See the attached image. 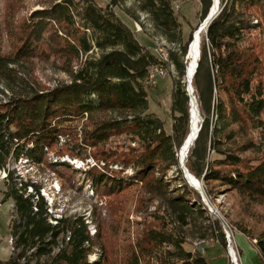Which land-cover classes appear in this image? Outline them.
I'll use <instances>...</instances> for the list:
<instances>
[{
	"label": "trees",
	"instance_id": "16d2710c",
	"mask_svg": "<svg viewBox=\"0 0 264 264\" xmlns=\"http://www.w3.org/2000/svg\"><path fill=\"white\" fill-rule=\"evenodd\" d=\"M138 1L167 41L176 47L181 45L185 60L192 37L182 45L173 7L175 0ZM202 1L205 19L212 0ZM50 3L48 9L36 11L25 22V38L17 55L0 53V81L9 88L22 87L24 81L19 77L21 73L15 74L13 66L21 64L24 58L39 56L45 47L59 53L66 63H78L77 70L69 71L70 84L44 93L32 89L25 96H13L0 104V168L7 173L5 201L11 199L14 203V251L0 264H211L224 255L222 248L227 249V241L221 221L210 217L199 193L187 184L180 168L179 152L191 127L190 98L185 85L175 84L171 108L181 115L185 129L180 133L175 125L169 135L163 122L148 113V90L155 88V92L157 82L147 83L151 68L169 66V60L161 61L141 45L110 5L103 7L97 0ZM2 4L0 0V21ZM116 6L114 3L113 7ZM94 48L103 54L81 62V57ZM170 61L184 79L186 66L174 51L170 52ZM198 64L192 86L203 122L186 158V167L205 184L223 183L249 201L264 205V0H220V13L201 39ZM83 120L82 145L96 149L113 136L128 135L140 149L76 154L75 149L81 146L70 142L79 134H73L75 129L71 126ZM251 133L259 134L260 139H246ZM239 135L244 141L237 145ZM62 138L66 141L59 148ZM234 144L237 149H233ZM55 149L60 151L54 152ZM212 152L222 158H210L205 165L207 153ZM52 153L103 162L105 165L96 163L87 171L99 193L122 191L151 177L155 178L151 186L158 193L164 184L156 174L176 167L184 193L171 199L175 226L147 224L131 244L118 247L107 244L100 237L101 231L92 235L88 217L56 219L41 195V188L5 167L14 156L16 161L26 158L33 165L44 164ZM247 153L252 156L246 157ZM112 164L121 169H110ZM52 167L57 172L59 167L73 172L65 163ZM128 168L133 175L125 180L123 175ZM29 189L33 191L28 192ZM198 220L206 223V235L214 238L218 233L216 239L222 248L212 249L210 257L198 250L184 249L186 237L179 229L196 227ZM256 240L263 259L264 237ZM97 250L98 258L92 261Z\"/></svg>",
	"mask_w": 264,
	"mask_h": 264
},
{
	"label": "rangeland",
	"instance_id": "374dc122",
	"mask_svg": "<svg viewBox=\"0 0 264 264\" xmlns=\"http://www.w3.org/2000/svg\"><path fill=\"white\" fill-rule=\"evenodd\" d=\"M50 2L51 0H3L0 21V53L2 55H17L19 49L23 46L22 42L25 38V22L36 11L48 9L51 6ZM97 2L103 7L110 5V8L114 10L122 22L133 30L141 45L149 49L157 57H159L157 52L159 47V51L165 54V61L169 60L167 75L156 81V91L153 92L155 88L148 90V113L163 122L167 134H172L175 125L178 126L180 133H182L185 129V123L184 121H180V114L172 112V91L177 82L187 87V79L182 78L175 64L170 61V52L174 51L177 59L181 63L183 62L186 68L189 67L187 56L191 42L194 39L193 36L204 25L203 1L175 0L173 4L175 15L180 24L179 33L182 38V45L188 43L190 37H192V41L188 45V54L185 60H182L181 45L176 47V45L170 44L167 41V38L162 34V30L158 29L152 20H150L147 13L141 10V2L138 0H97ZM114 3H117L116 7H113ZM219 13L220 11H218L217 16ZM137 22L143 24H137ZM136 28H140L142 32H137ZM206 30L202 31L201 39L203 35H206ZM90 33L88 32V35ZM102 54V51L94 48L87 56L81 57V62H85L89 57L98 59ZM68 63L60 57L59 53H53L47 47L41 50V54L37 57L22 59L21 64L13 66L17 70L15 74L21 73L19 77L24 80L22 87L14 86L9 88L7 84L0 81V104L7 103L13 96H25L32 89L44 93L70 84L72 78L69 71L77 70L78 63ZM206 98H209L208 91L206 92ZM102 117L104 118L105 116L102 115ZM210 119L211 123L215 121L213 113L210 114ZM202 122L203 117L200 116L198 122L199 130ZM84 123L85 120L80 123H74L71 126L75 129L73 130V134H79L75 140L70 142L74 144L79 143L81 146V149H75L76 154L88 156L93 151L98 152L103 149H115L119 151L128 150V147L140 149L139 144L134 145L131 137L128 135L113 136L106 144H101L96 149L82 145L83 136L80 134V131L84 127ZM258 138L260 139L259 134L251 133L246 139L255 140ZM65 141V138L60 139L59 148L63 147ZM243 141L242 136L239 135L237 145ZM232 147L233 149H237L236 144ZM59 151V149H55L54 152ZM188 154L189 152L187 156ZM251 156L252 154L250 153L246 154V157ZM210 158L219 159L222 157L214 152L211 154L207 153L205 165H208ZM60 163L68 164L73 168V172L67 168L63 169V167H59L57 172L52 165L55 166ZM96 163L98 162L92 157L81 160L80 158H73L69 154L58 157L52 153L48 155L47 161L44 164L33 165L26 158L16 161L14 156V158L7 160L5 167L11 171H15L17 175H21L25 180H31L41 188V195L50 207L49 211L54 213L56 219L62 216L88 217L91 234L95 235L97 230L101 231L100 237L112 246L116 245L120 247L129 243L131 244L138 234L142 233L143 228L147 224L165 223L167 225L172 224L171 226L173 227L175 226V217L170 206L171 199L184 193V188H181L182 184L179 181L181 177L176 167H173L165 174H156V178L162 180L161 184H164V188L158 193L151 186L155 180L153 177L122 191L99 193L93 187L92 179L87 175V171L94 167ZM98 165L102 166L105 164L100 162ZM110 169L120 170L121 167L112 164L110 165ZM5 173L6 171L0 168V262L7 261L14 251V241L11 235L14 203L11 199L5 201L4 192L7 190V173ZM132 175L133 170L128 168L123 175V179L128 180ZM176 180L177 182H175ZM201 182L207 199H203L201 194L196 191L199 193L210 217L221 221L227 241V249L224 250L218 244L216 239L218 233L214 234L216 236L214 238L209 234L206 235V223L202 220L197 221L198 225L196 224V227L195 225H189L179 229V231L184 232V236L186 237L184 249L188 252L198 250L202 255L210 257L212 249H216L217 247L220 249L221 247L229 262L225 258H219L213 261L214 264H233L229 257V243L226 233L228 231L231 234L232 246L237 252L240 262V250L237 248L235 236L242 234L249 243L256 247V238L264 237V205L249 201L223 183L212 181L209 184H205L203 181ZM187 184L193 188L188 182ZM32 191V189L28 190V192ZM207 191H211L210 196L207 195ZM204 236L207 238L203 239L202 237ZM99 252V250L95 252L96 254L91 258L92 261L97 260ZM263 259L261 258L260 264L263 262Z\"/></svg>",
	"mask_w": 264,
	"mask_h": 264
},
{
	"label": "water",
	"instance_id": "95a60500",
	"mask_svg": "<svg viewBox=\"0 0 264 264\" xmlns=\"http://www.w3.org/2000/svg\"><path fill=\"white\" fill-rule=\"evenodd\" d=\"M212 1L214 2V0H212ZM212 5H213V4H212ZM211 7H213V6H211ZM211 10H212V8H210V10H209L210 13H211ZM218 11H220V0H217V8H216L215 13H214L213 15H210L209 12H208L207 17H206L205 20H204L205 25H204L203 28H202L203 30L208 28V26L210 25V23H211V22L215 19V17L217 16ZM202 29H201V30H202ZM199 30H200V29H199ZM199 32H200V31H199ZM193 38H195V35L193 36ZM199 51H200V42H199ZM188 56H189V54H188ZM188 56H187V58H188ZM198 66H199V64H198V62H197V63H196V68H195V73H194L193 77L190 79V81L187 82L186 92H187V94H188V96H189V98H190V106H191L190 114H191V112H192V108H193V106L195 105V107H196V109H197V111H198V115L200 116V113H199V110H198V103H197V100H196V98H195V96H194V89H193V86H192L193 78H194V76H195V74H196V72H197V68H198ZM187 77H188V68H186V75H185V78L187 79ZM186 81H187V80H186ZM190 130H192V127L190 128ZM199 133H200V130H196V133H195V134L192 133V136H191V134L189 135L188 139L184 142V144H183V146H182V148H181V150H180V153H179V158H180V160H179V161H180V168H181V170H182V172H183V174H184V177H185V179L187 180V182H188V183H189V184H190L195 190H197V191L201 194V196H202L203 199H207V198H206V194H205L204 189H203V186H202V188L200 189V187H196L195 185H192L193 183L191 182V179H193V176H192V174H190L189 170H188L187 167H186V158H187V154H185V156H184V154L182 153V149H183V148L186 149L187 152L189 151L190 145L193 143V141H195V140L197 139ZM192 138H193V140H192ZM200 182H201V181H200ZM201 185H202V182H201ZM206 201H207V200H206Z\"/></svg>",
	"mask_w": 264,
	"mask_h": 264
},
{
	"label": "bare ground",
	"instance_id": "6f19581e",
	"mask_svg": "<svg viewBox=\"0 0 264 264\" xmlns=\"http://www.w3.org/2000/svg\"><path fill=\"white\" fill-rule=\"evenodd\" d=\"M212 6L213 7H211L212 8L211 13L209 11V14L210 15H213L215 13V11H216V8H217V0H214ZM204 25H205V23H204ZM203 26L200 28V30H198L195 33V38L193 39V42L191 43V46L189 48V56H188L189 67H188L187 82H189L190 79L193 77V75L195 73L196 63L198 62L199 57H200L199 42L201 41V34H202V31H203V29H202ZM167 54L169 55V53H167ZM164 56H165V54H164ZM166 58H167V56H166ZM199 120H200V116L198 115V111H197V109H196V107L194 105L193 108H192V112H191V127H192V130H190L191 136H192V133L195 134L196 133V130H199V125H198ZM192 140H193V138H192ZM193 143H194V141H193ZM193 143L191 145H193ZM191 145H190V147H191ZM188 152H187L186 149H184V148L182 149V153L184 154V156ZM191 182L193 183L192 185H195L196 187H200V189L202 188L201 182L198 181L194 176H193V179H191ZM261 264H264V259H263V262Z\"/></svg>",
	"mask_w": 264,
	"mask_h": 264
},
{
	"label": "crops",
	"instance_id": "0c3cea01",
	"mask_svg": "<svg viewBox=\"0 0 264 264\" xmlns=\"http://www.w3.org/2000/svg\"><path fill=\"white\" fill-rule=\"evenodd\" d=\"M235 242L237 248L240 250L239 264H260L261 258L259 256L257 248L254 247L251 243H249V241L242 234H237L235 236ZM220 258H225L229 262L226 255H222L220 256ZM212 264H214L213 261Z\"/></svg>",
	"mask_w": 264,
	"mask_h": 264
},
{
	"label": "built area",
	"instance_id": "2783aa9c",
	"mask_svg": "<svg viewBox=\"0 0 264 264\" xmlns=\"http://www.w3.org/2000/svg\"><path fill=\"white\" fill-rule=\"evenodd\" d=\"M137 32H142L140 31V28H136ZM157 52L159 54V58L161 61L165 62V57L163 52L159 51V47L157 49ZM167 63V62H165ZM167 66L164 65H156L154 67L151 68L149 74H148V79H147V83H154L156 82L158 79L165 77L167 75ZM6 174V173H5ZM227 233V240L229 243V257L231 258L233 264H239V259H238V254L235 251L234 247L232 246V240H231V234L226 231Z\"/></svg>",
	"mask_w": 264,
	"mask_h": 264
}]
</instances>
